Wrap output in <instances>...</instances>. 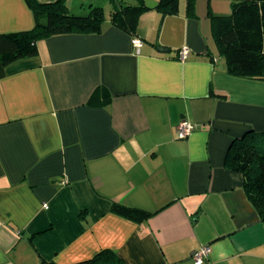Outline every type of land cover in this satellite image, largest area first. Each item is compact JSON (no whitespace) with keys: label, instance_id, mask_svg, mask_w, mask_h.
I'll return each mask as SVG.
<instances>
[{"label":"crops","instance_id":"1","mask_svg":"<svg viewBox=\"0 0 264 264\" xmlns=\"http://www.w3.org/2000/svg\"><path fill=\"white\" fill-rule=\"evenodd\" d=\"M241 1L196 0L189 15L179 0L163 16L143 0L138 53L105 17L98 35L49 37L0 63V264H78L101 250L194 264L204 247L203 264H264V225L225 166L233 141L264 131V82L226 73L210 20ZM33 25L25 0H0V35ZM180 122L193 127L184 140ZM114 204L154 214L136 223Z\"/></svg>","mask_w":264,"mask_h":264},{"label":"trees","instance_id":"2","mask_svg":"<svg viewBox=\"0 0 264 264\" xmlns=\"http://www.w3.org/2000/svg\"><path fill=\"white\" fill-rule=\"evenodd\" d=\"M65 1L25 0L33 14V28L27 32L0 35L2 66L36 56L37 42L46 38L101 33L106 18L100 6L90 3L87 6L88 13L77 16L68 12ZM178 1L158 0L152 9L163 16H174L178 12ZM195 1L186 0L189 15ZM108 2L112 5L107 16L109 23L134 38L139 17L151 8L143 0L131 3L117 0ZM210 20L214 42L219 55L224 59L226 73L236 78L264 82V0L234 3L228 16H210ZM89 103L92 104L91 101ZM225 166L241 175L246 199L264 225V131H249L242 138L233 141ZM110 211L136 223H142L154 214L115 204ZM78 264L124 263L114 252L101 250L91 259Z\"/></svg>","mask_w":264,"mask_h":264},{"label":"built area","instance_id":"3","mask_svg":"<svg viewBox=\"0 0 264 264\" xmlns=\"http://www.w3.org/2000/svg\"><path fill=\"white\" fill-rule=\"evenodd\" d=\"M131 44H132V47L134 48L135 52L138 53L139 49L142 45L141 41L137 38H132ZM188 54H189L188 48H186V47L180 48L178 50L179 60L180 61L185 60L187 58ZM192 130H193V127L191 125H189L186 122H180L178 127H177V134H176L177 139L178 140H184L185 138H187L190 135ZM44 208L46 209V206H44ZM208 253H209L208 247L201 248L200 250H198L197 252H195L191 255V259H192L194 264H203Z\"/></svg>","mask_w":264,"mask_h":264},{"label":"rangeland","instance_id":"4","mask_svg":"<svg viewBox=\"0 0 264 264\" xmlns=\"http://www.w3.org/2000/svg\"><path fill=\"white\" fill-rule=\"evenodd\" d=\"M76 2H78V5L81 3L83 4V9L84 12L81 10L80 12H77V8H73L71 10V12L74 14V15H77V16H84L86 15V11H87V6L88 4L90 3H93L94 5H97V6H100L102 8V11L105 15V17L108 16L109 14V10H111L112 8V5L108 2V0H75ZM124 2V3H131L133 2L134 0H117V2ZM83 12V13H82Z\"/></svg>","mask_w":264,"mask_h":264}]
</instances>
